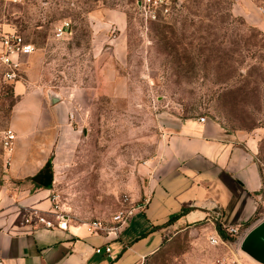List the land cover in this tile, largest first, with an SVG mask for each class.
I'll return each instance as SVG.
<instances>
[{
  "label": "rangeland",
  "instance_id": "obj_1",
  "mask_svg": "<svg viewBox=\"0 0 264 264\" xmlns=\"http://www.w3.org/2000/svg\"><path fill=\"white\" fill-rule=\"evenodd\" d=\"M248 1L264 21V0ZM244 4L183 0L168 18L147 21L138 0H0V33L16 30L37 45L20 65L21 79L44 85L51 101L52 93L67 99L75 116L50 157L52 208L70 222L110 225L119 209L144 199L167 120L204 115L251 139L263 179L256 217H264V42L251 37L250 26L261 28L242 13ZM65 19L72 32L58 38ZM3 71L1 64L0 130L17 98ZM11 154L0 141V189L4 182L9 192L41 187L6 181ZM9 204L0 202V210ZM34 204L17 198L13 210L22 219L25 205ZM214 223L172 226L140 264H263L235 235L219 233L223 241L213 244Z\"/></svg>",
  "mask_w": 264,
  "mask_h": 264
},
{
  "label": "crops",
  "instance_id": "obj_2",
  "mask_svg": "<svg viewBox=\"0 0 264 264\" xmlns=\"http://www.w3.org/2000/svg\"><path fill=\"white\" fill-rule=\"evenodd\" d=\"M242 1L247 20L264 31V21L252 16L253 5ZM32 54L21 55V67L25 68ZM11 84L17 98L8 126L17 137L3 174L6 181L36 174L55 154L65 123L75 118H70L73 112L67 99L59 96L51 101L44 85L21 78ZM167 123L151 160L144 199L118 236L95 231L89 222L69 221L67 228L25 224L13 210L17 198L50 209L46 215L56 221L57 209L48 198L53 187L32 190L24 184L9 192V183L4 182L0 202L10 204L0 210V256L9 264H140L161 247L172 226L185 227L201 220L215 225L218 213H222L224 226L254 225L259 219L263 179L249 136L211 117L170 118ZM58 160L59 156L55 168L61 169ZM184 207L189 209L170 222ZM97 245H102L101 252L95 250Z\"/></svg>",
  "mask_w": 264,
  "mask_h": 264
},
{
  "label": "built area",
  "instance_id": "obj_3",
  "mask_svg": "<svg viewBox=\"0 0 264 264\" xmlns=\"http://www.w3.org/2000/svg\"><path fill=\"white\" fill-rule=\"evenodd\" d=\"M183 0H138L139 9L145 20H161L171 16L175 10L181 5ZM72 32L71 20L65 19L55 28V36L60 38L64 37ZM37 49V45L28 40L22 33L16 30H9L0 33V64L3 65L4 71L2 77L5 81L13 83L21 78L20 74V57L23 54L33 53ZM201 120H205L204 115L200 116ZM1 131L0 141L5 148L12 149L14 141L17 137L16 131L8 126ZM138 206L134 205L119 209L112 218L110 225L104 224L99 220H93L89 222V225L95 231H105L107 233L114 232L119 235L125 225H127L131 219L132 214ZM50 209H43L35 205H25L22 222L30 225H45L47 227L59 226L61 228H67L69 224L68 216L58 211L56 212L55 220L50 219L46 213L50 212ZM222 213H218L215 219L221 221ZM264 217L257 219L259 222ZM256 221V222H257ZM257 222V223H258ZM257 223H254L257 224ZM254 225H246L243 222H236L225 226L227 233L235 235L241 244L245 235ZM210 241L213 244H217L223 241L219 232L212 233L210 235ZM95 250L102 251V245L95 246ZM105 250L111 252V247L106 244ZM0 264H9L8 261L0 256Z\"/></svg>",
  "mask_w": 264,
  "mask_h": 264
},
{
  "label": "trees",
  "instance_id": "obj_4",
  "mask_svg": "<svg viewBox=\"0 0 264 264\" xmlns=\"http://www.w3.org/2000/svg\"><path fill=\"white\" fill-rule=\"evenodd\" d=\"M240 20V19H239ZM240 22H245L241 19ZM249 30L251 31V37H257V35L261 36L264 42V31L261 29L256 28L255 26H250ZM262 42V44H263ZM261 44V45H262ZM52 161L51 158L47 161V163L34 175L28 176L25 179H28L30 181H35L39 183V185L44 187H51L52 186ZM189 209V207H184L180 213L174 214L170 218V222L179 217L181 214L186 212ZM216 221V227L219 233L224 237H229L228 233L225 230V226L222 224V222L219 219H215Z\"/></svg>",
  "mask_w": 264,
  "mask_h": 264
},
{
  "label": "water",
  "instance_id": "obj_5",
  "mask_svg": "<svg viewBox=\"0 0 264 264\" xmlns=\"http://www.w3.org/2000/svg\"><path fill=\"white\" fill-rule=\"evenodd\" d=\"M51 98L56 101L59 95L52 93ZM240 247L252 258L264 264V218L248 231Z\"/></svg>",
  "mask_w": 264,
  "mask_h": 264
}]
</instances>
